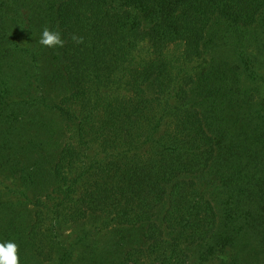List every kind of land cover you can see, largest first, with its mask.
Masks as SVG:
<instances>
[{"label":"trees","instance_id":"obj_1","mask_svg":"<svg viewBox=\"0 0 264 264\" xmlns=\"http://www.w3.org/2000/svg\"><path fill=\"white\" fill-rule=\"evenodd\" d=\"M6 240L20 264H264V0H0Z\"/></svg>","mask_w":264,"mask_h":264},{"label":"clouds","instance_id":"obj_2","mask_svg":"<svg viewBox=\"0 0 264 264\" xmlns=\"http://www.w3.org/2000/svg\"><path fill=\"white\" fill-rule=\"evenodd\" d=\"M73 40L77 43L83 42L82 37L73 36ZM39 44L47 48H59L64 46V40L59 31L45 27L40 35ZM0 264H20L18 246L14 241L0 242Z\"/></svg>","mask_w":264,"mask_h":264}]
</instances>
